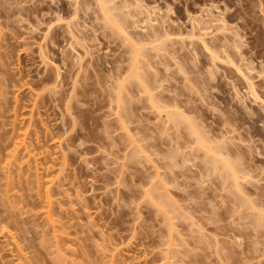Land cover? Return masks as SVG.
<instances>
[{
    "label": "rangeland",
    "instance_id": "rangeland-1",
    "mask_svg": "<svg viewBox=\"0 0 264 264\" xmlns=\"http://www.w3.org/2000/svg\"><path fill=\"white\" fill-rule=\"evenodd\" d=\"M75 1L0 0V264H264V105L191 36L212 12L200 31L213 47L235 40V62L254 65L262 91L263 0H142L147 13L124 24L149 44L140 64L155 96L136 79L119 95L132 44L105 27L95 0ZM188 120L242 158H230L244 169L240 188L212 167Z\"/></svg>",
    "mask_w": 264,
    "mask_h": 264
},
{
    "label": "bare ground",
    "instance_id": "bare-ground-1",
    "mask_svg": "<svg viewBox=\"0 0 264 264\" xmlns=\"http://www.w3.org/2000/svg\"><path fill=\"white\" fill-rule=\"evenodd\" d=\"M77 1V0H76ZM75 1V2H76ZM88 2H90L89 0H87ZM92 1V0H91ZM141 1L142 0H134V1H132V0H124L123 1V4H122V6L121 7H119L118 6V4H117V6H116V3H114V1H112V0H95V2H96V5H97V7H95V8H98V10L101 12V14H102V18H103V21H104V25H105V27H108V28H110L112 31H114L115 33H117L118 35H120V36H122L123 38H124V40H126L127 42H129L130 44H132L131 45V47H132V55L131 54H129L130 55V57L131 58H129V59H131L132 60V62H131V67H130V71H127V72H129V74H128V76H126L125 77V79L124 78H122L123 79V81L117 86L118 87V91H119V95L120 94H122V91L124 90L125 91V85H124V83L125 84H128L130 81L129 80H132V79H136V81H138L139 82V86L141 85H143V90L145 91V92H149L150 93V90L151 89H149L148 88V86L146 85V82H147V80L145 81L144 79L145 78H143L144 76L143 75H145V71H143L142 72V67H141V64H140V61L141 60H143V61H145L144 59H142V56L146 53L145 52V50H147V49H145L144 51H143V49L146 47V45H149V44H145V47L142 45V47H144V48H141L140 46L141 45H139V46H137L138 44H141V43H137L136 44V40L134 41V36H133V34L128 30V28H127V26H125V24H124V22H125V20H129V19H127V18H130L129 17V15H135V14H142V13H147V11L148 10H144V8H146V7H144V5L143 4H141ZM94 2V3H95ZM148 2V1H147ZM263 2V4H264V0L263 1H261V3ZM79 3V2H78ZM84 3V2H83ZM76 4H77V2H76ZM75 4V7L77 6ZM86 4H87V2H86ZM90 4V3H89ZM89 4H87V5H85V6H89ZM120 4V3H119ZM134 4V5H133ZM145 4V3H144ZM260 4V3H259ZM262 4V5H263ZM143 5V6H142ZM214 5V4H213ZM261 5V4H260ZM94 6V5H93ZM215 6H217V5H215ZM264 6V5H263ZM144 7V8H143ZM208 7V6H207ZM211 7V6H210ZM226 7V6H225ZM91 8V7H90ZM261 8V7H260ZM263 8V7H262ZM87 9H89V8H87ZM149 9H150V7H149ZM208 9L209 10H211L210 8H207L206 10L208 11ZM116 10H119V11H116ZM132 10H133V14H132ZM218 10H220V9H218ZM264 10V9H263ZM77 9H76V11H75V13L74 14H77ZM146 11V12H145ZM201 11V10H200ZM256 11V10H255ZM152 12V11H151ZM210 11H208V14H210L209 16L210 17H204V16H197L196 17V21H193V22H195L194 24H193V29H194V31H193V33L191 34V36H197L196 38L197 39H199V41L201 42V44L203 45V47L209 52V55H210V59H211V61H212V64L215 66V67H217L218 66V64H219V62H222V63H224V64H226L227 66H235L234 68H236L235 69V71L237 70V75L239 74L240 76V78L239 77H237V79L236 80H238V78L240 79L239 81H243V83L244 84H242L241 82H239V84H242V85H245V87H246V89H247V91H248V93L250 94V95H248V96H251V98L253 99L254 98V100H259V101H261L262 102V104L264 105V95H263V92H264V90H262V91H260L257 87V81L255 82L254 81V78H255V75H253V72H252V70L255 68L254 67V65H252V63L250 62V63H244L243 65L242 64H240V62H241V60H240V62L237 64L236 62H235V59H234V57H233V52H235L236 50L237 51H239V47H241L240 45H238L237 44V42H235V40H234V43L232 44V46L231 47H229L228 45H226V44H224V45H217L216 43H215V45H214V47L209 43V41L207 40V38L205 37V33L204 32H202V31H200V30H202V29H204V28H206L205 27V25H206V23L208 24V22L209 23H211L212 21H215V19L213 18V19H211L212 18V16H214L215 17V15L212 13V12H210ZM59 13V12H58ZM56 14H57V11H56ZM150 13L148 12V14H147V19H149V21L150 22H153V21H151V20H153V19H151V17H149L150 15H149ZM198 14V13H197ZM207 14V15H208ZM218 14H220V13H218ZM224 14V13H223ZM57 15H59V14H57ZM61 15H62V13H61ZM87 15V14H86ZM89 15V14H88ZM166 15V14H165ZM212 15V16H211ZM63 16V15H62ZM141 17H142V15H140ZM194 16H196V15H194ZM97 17V16H96ZM132 17H135V16H132ZM217 17H219V16H217ZM70 19H71V17H69ZM87 18V17H86ZM145 18V17H144ZM153 18V17H152ZM168 18V17H167ZM209 18V19H208ZM216 18V17H215ZM61 19V17L59 16V20ZM65 19V18H64ZM136 19V18H135ZM151 19V20H150ZM160 19V18H159ZM223 20L221 21V24H219V25H217V29L219 30V28H220V30L221 29H227L228 28V26H227V22H226V20H224V18H222ZM68 20V19H67ZM72 20V19H71ZM88 20V19H87ZM133 20V19H132ZM144 20V19H143ZM158 20V19H157ZM219 20H221V18H219ZM95 21H96V19H95ZM137 21V20H136ZM190 21H191V19H190ZM71 22V21H70ZM126 22H128V21H126ZM134 22V21H133ZM139 22H142V21H139ZM139 22H137L136 24H138ZM144 22V21H143ZM149 22V23H150ZM156 22V21H155ZM59 23V22H58ZM61 23H62V21H61ZM65 23V22H64ZM76 23V22H75ZM99 23V22H98ZM147 23H148V21H147ZM154 23V22H153ZM131 24V23H130ZM154 24H156V23H154ZM159 24V23H158ZM215 24V23H214ZM216 24H218V23H216ZM229 24V23H228ZM58 25H60V24H58ZM57 25V26H58ZM72 25V24H71ZM87 25H89V24H87ZM91 25V24H90ZM126 25H128V24H126ZM135 25V24H134ZM151 25V24H150ZM153 25V24H152ZM53 26V25H52ZM149 26V25H148ZM67 27H68V30L70 31V33H72L73 34V29L70 27V23H68L67 24ZM67 27H66V29H67ZM85 27V26H84ZM133 27V26H132ZM140 27V26H139ZM152 27H154V26H152ZM156 27V26H155ZM215 27V26H214ZM129 28L131 29V27L129 26ZM138 28V27H137ZM158 28V27H157ZM160 28V27H159ZM213 28V27H212ZM51 29V25L50 26H48L47 27V32L49 33V30ZM65 29V28H64ZM63 29V30H64ZM76 29V28H75ZM83 29H85V28H83ZM136 29V28H135ZM140 29V28H139ZM145 29V31L146 30H148L146 27L144 28ZM156 29V28H155ZM197 29V30H196ZM54 30V29H53ZM81 30V29H80ZM79 30V31H80ZM153 30V29H152ZM195 30H196V32H198V33H196L195 32ZM205 30H207V29H205ZM209 30V29H208ZM222 30V31H223ZM231 30V29H230ZM52 31V30H51ZM67 31V30H66ZM68 31V32H69ZM90 31V30H89ZM136 31H138V30H136ZM156 31H159V29L158 30H156ZM190 31V30H189ZM210 31V30H209ZM227 31V30H226ZM81 32H82V30H81ZM80 32V33H81ZM84 32V31H83ZM160 32V31H159ZM159 32H157V33H159ZM186 32V31H185ZM192 32V31H191ZM216 32V31H215ZM218 32H221V31H218ZM225 32V31H224ZM231 32V31H230ZM60 33V30L57 32V34H59ZM69 33V34H70ZM134 33V32H133ZM174 33H175V31H174ZM178 34V33H177ZM188 34V33H187ZM209 34H213V33H209ZM227 35H228V33H226ZM238 34H240V33H238ZM238 34H236V36H238L239 37V35ZM45 35H46V33H45ZM67 35V34H66ZM81 35V34H80ZM106 35V34H105ZM156 35V34H155ZM162 35V34H161ZM169 35V33L167 32V34H166V37H168V39H170V36H168ZM49 36V35H48ZM56 36V35H55ZM74 36V35H73ZM119 36V37H120ZM179 36V35H178ZM185 36V35H184ZM222 36V35H221ZM53 37H54V35H53ZM77 37V36H76ZM145 37V36H144ZM147 37V36H146ZM149 37V36H148ZM157 38H154V39H152V40H154L155 41V43H156V40L155 39H157L158 40V36H156ZM44 38V37H43ZM42 38V39H43ZM47 38V37H46ZM49 38V37H48ZM75 38V37H74ZM84 38V37H83ZM176 38V37H175ZM180 38H182V37H180ZM180 38H178V39H180ZM223 38V37H222ZM89 39V38H88ZM92 39V38H91ZM140 39V38H139ZM151 39V38H150ZM177 39V40H178ZM223 39H226L227 41H229L230 40V38L229 37H225V38H223ZM223 39H221V40H223ZM236 39V38H235ZM239 39V38H238ZM46 40H48V39H46ZM69 40H72L71 38L69 39ZM68 40V41H69ZM93 40V39H92ZM143 40V39H142ZM141 40V41H142ZM151 40V43H152V45H154L153 43V41ZM160 40H162V39H159V43H157L156 45L157 46H159V45H163V43L164 42H166L165 40H167V38H164L163 39V42L161 41L160 42ZM183 40V39H182ZM193 40V39H192ZM84 41V40H83ZM86 41V40H85ZM90 41V40H89ZM148 41H150L149 39H148ZM148 41H145V43L146 42H148ZM180 41V40H179ZM190 41H191V39H190ZM198 41V42H199ZM218 40H216V42H217ZM70 42V41H69ZM68 42V43H69ZM73 42V41H72ZM72 42H70V45H73L74 46V44H71ZM112 42V41H111ZM127 42H125V43H127ZM195 42V41H194ZM78 44H79V42H77ZM86 43V42H85ZM84 43V44H85ZM92 43V42H91ZM161 43V44H160ZM167 43V42H166ZM191 43H192V41H191ZM214 43V42H213ZM227 43H229V42H227ZM242 43V42H241ZM240 43V44H241ZM124 44V43H123ZM142 44H144V43H142ZM151 45V44H150ZM155 45V46H156ZM183 45V44H182ZM68 46V45H67ZM72 46V47H73ZM155 46H153L154 48H155ZM166 46V45H165ZM219 46H220V49L222 50V51H219ZM43 46L41 45V48H42ZM45 47H46V45H45ZM77 47V46H76ZM191 47H192V45H191ZM47 48V47H46ZM81 48V47H80ZM91 48V47H90ZM149 48H151V47H149ZM161 48V47H160ZM160 48L158 49L157 48V50H160ZM163 48H165L164 47V45L162 46V49ZM42 49H44V48H42ZM156 49V48H155ZM169 49V48H168ZM167 49V50H168ZM179 49V48H178ZM48 50V49H47ZM163 50H166V49H163ZM43 51V50H42ZM46 51V50H45ZM72 51V50H71ZM80 51V50H79ZM90 51H92V50H90ZM174 51H176V50H174ZM236 51V52H237ZM241 51V50H240ZM88 51H86V53H87ZM149 52V51H148ZM170 52H172V51H170ZM178 52V51H177ZM194 52H195V50H194ZM235 52V53H236ZM77 53V52H76ZM86 53H85V55H86ZM128 53V52H127ZM155 53V52H154ZM153 53V54H154ZM160 53H161V51H160ZM166 53H169L168 51H166ZM180 53V52H179ZM91 54V53H90ZM156 54V53H155ZM162 55H163V53H161ZM170 55H172L173 54V52L172 53H169ZM169 54H166V55H169ZM178 54V53H177ZM192 54H195V53H192ZM191 54V55H192ZM78 55H83V54H79L78 53ZM157 55V54H156ZM176 55V54H175ZM175 55H173L174 57H175ZM178 55H180V54H178ZM48 56V55H47ZM46 56V57H47ZM153 56H155V55H153ZM195 56V55H194ZM198 56V55H197ZM237 56H239V53H238V55ZM44 57H45V53H44ZM76 57V56H75ZM85 57V56H84ZM144 57H145V55H144ZM152 57V56H151ZM157 57V56H156ZM164 56H162V58H163ZM181 58H182V56H180ZM48 58V57H47ZM80 58V57H79ZM83 58V57H82ZM81 58V60H83ZM120 58V57H119ZM157 58H159L160 59V57L158 56ZM243 57H241V59H242ZM70 59V58H69ZM78 59V58H77ZM122 59V58H121ZM169 59V58H168ZM178 58H176L175 60H177ZM246 59V58H245ZM249 59V58H248ZM166 60V59H165ZM164 60V61H165ZM130 61V60H129ZM146 61H148V59H146ZM182 61V60H181ZM262 61V60H261ZM74 62H76V61H74ZM118 62H120V61H118ZM158 62V61H157ZM160 63V62H159ZM175 63H177V62H175ZM178 63H180V62H178ZM185 63V62H184ZM209 63H211V62H209ZM77 64H79L78 62H77ZM76 64V65H77ZM158 64V63H157ZM181 64V63H180ZM180 64H178V65H180ZM183 64V63H182ZM195 64V63H194ZM263 64V63H262ZM186 65V64H185ZM260 65V64H259ZM116 66V65H115ZM121 66V65H120ZM150 67H152L151 65H149ZM157 66H159V65H157ZM193 66V65H192ZM192 66H190V67H192ZM214 66H212V67H214ZM230 66V67H231ZM60 67V66H59ZM143 67H145V66H143ZM181 67V66H180ZM186 67V66H185ZM224 67V66H223ZM145 68H147V67H145ZM165 68V67H164ZM168 68L170 69V67L168 66ZM178 68V67H177ZM186 68H188L187 70H190V68L189 67H186ZM263 68V67H262ZM55 69V68H54ZM156 69V68H155ZM168 69V71H170ZM195 70V69H194ZM219 70V69H218ZM55 71V70H54ZM60 71V70H59ZM58 71V72H59ZM81 71V70H80ZM157 71H158V69H157ZM258 71H264V69H259ZM79 72V71H78ZM119 72V71H118ZM172 72V71H171ZM183 72V71H182ZM188 72H190V71H188ZM257 72V71H256ZM62 73V72H61ZM60 73V74H61ZM144 73V74H143ZM148 73V72H147ZM155 73H159V72H155ZM174 73V72H173ZM124 74H127V73H124ZM175 74H177V73H175ZM182 74H184V73H182ZM193 74V73H192ZM264 75L263 73H259V78L262 76V75ZM79 75V74H78ZM168 75V74H167ZM203 75V74H202ZM235 75V74H234ZM150 76H151V73H150ZM160 76V75H159ZM186 75H184V77H185ZM60 77V76H59ZM76 77V76H75ZM149 77V76H148ZM155 77H156V75H155ZM166 77V76H165ZM187 77V76H186ZM188 77L190 78V76L188 75ZM225 77V76H224ZM264 77V76H263ZM78 78V77H77ZM158 77H156L155 79H157ZM177 78V77H176ZM196 78L197 77H195L194 78V80H196ZM236 78V77H235ZM55 79V78H54ZM264 79V78H263ZM149 80V79H148ZM166 80V79H165ZM186 80H188V79H186ZM78 81V80H77ZM76 81V82H77ZM158 81V80H157ZM232 81V80H231ZM262 81V80H261ZM113 82V81H112ZM170 82V81H169ZM188 82L190 83V81L188 80ZM237 82V81H236ZM194 83V82H193ZM193 83L192 84H189L188 86H191V85H193ZM233 83V87L235 86L236 88H237V86L236 85H238L237 83H234V82H232ZM153 84V83H152ZM162 84V83H161ZM262 85H263V87H264V83H262ZM156 86H157V84H156ZM174 86V85H173ZM74 87H75V85H74ZM192 87H194V86H192ZM205 87V86H204ZM203 87V88H204ZM127 88V87H126ZM142 88V87H141ZM158 89H159V86L157 87ZM174 88V87H173ZM186 88V87H185ZM205 88H207V87H205ZM236 88H235V90H236ZM239 88V87H238ZM260 88V87H259ZM157 89V90H158ZM196 89H197V87H196ZM211 89V88H210ZM261 89H263V88H261ZM122 90V91H121ZM156 89L154 90V92L156 93V91H157ZM170 90V89H169ZM152 91V90H151ZM192 91V90H191ZM116 92H117V90H116ZM121 92V93H120ZM128 92V91H127ZM140 92V91H139ZM172 92V91H171ZM171 92H169V93H171ZM194 92V91H193ZM196 93H197V91H195ZM238 92V91H237ZM177 93V92H176ZM175 93V94H176ZM198 93H200L199 91H198ZM141 94H142V92H141ZM148 94V93H147ZM151 94V93H150ZM237 94H239V92L237 93ZM119 95H117L118 97H119ZM123 95V94H122ZM120 96V99L122 100L123 98H121V97H123V96ZM149 95V94H148ZM154 96H155V94H153ZM152 94L150 95V96H153ZM127 96V95H126ZM141 96V95H140ZM207 96V95H206ZM253 96V97H252ZM244 97V96H243ZM246 97V96H245ZM127 98V97H126ZM129 98V97H128ZM171 98V97H170ZM237 98H239V97H237ZM132 99V98H131ZM157 99L158 98H155V100L154 101H157ZM242 99V98H241ZM244 99V98H243ZM160 100V99H159ZM128 101V100H127ZM173 101V100H172ZM246 101V100H245ZM258 101V103H260ZM159 102V101H158ZM174 102V101H173ZM121 103V102H120ZM161 104V103H160ZM159 103H157L156 102V105L159 107V108H161V109H163L162 108V106L163 105H160ZM162 104H164V103H162ZM243 104V103H242ZM261 104V103H260ZM122 105H124V104H122ZM133 105V104H132ZM176 105V104H175ZM263 105H261V106H263ZM120 105H118V107H119ZM153 106H155V105H153ZM152 106V107H153ZM171 107V106H170ZM169 107V108H170ZM122 108V107H121ZM154 108H156V107H154ZM178 108V107H177ZM176 108V109H177ZM264 108V107H263ZM118 110H121V109H118ZM160 110V109H159ZM180 110V109H179ZM123 111V110H122ZM132 112V111H131ZM130 112V113H131ZM182 112H184V111H182L181 110V112L180 113H182ZM120 113V112H119ZM175 113H176V116L179 118L180 117V119L179 120H181L182 119V114H177V112L176 111H170V112H168V114H169V116L168 117H170L168 120H172V119H174V118H177V117H175ZM120 115V114H119ZM161 115V114H160ZM159 115V116H160ZM166 115V114H165ZM224 115V114H223ZM122 116V115H121ZM121 116H119V117H121ZM162 116V115H161ZM185 116H186V112H185ZM124 117V116H123ZM130 118V117H129ZM162 118V117H161ZM177 118V119H178ZM121 119V118H120ZM164 119V118H163ZM177 119H174L173 121H175V120H177ZM244 119V118H243ZM167 120V119H166ZM183 120V119H182ZM227 120V119H226ZM123 121V120H122ZM240 122V121H239ZM122 123V122H121ZM164 123H166V122H164ZM177 123H179V122H177ZM228 123V122H227ZM123 124V123H122ZM188 126H190V128H191V133L193 134V136L195 135V137H196V142H197V144H198V146H199V148H201V149H203L204 151H205V153L206 154H211L212 155V159L210 160L211 162H212V167L214 168V169H218L219 171V174H222L224 177L225 176H230V177H232L233 178V181H234V186L237 188V187H241V185H243L240 181L241 180H239V179H242L243 177H241L240 176V172L242 171V172H244V169L243 170H239L238 169V167H236V165H235V162H232V160H230V158L231 159H233V160H236V159H238L239 157H237L236 158V156L235 157H233L232 155V157H230V158H228V155H230V153H231V151H229V149L226 151V149H224L223 147H224V145H222L221 146V144L220 143H218V145L216 146V145H213L214 143H212L211 142V140H212V138H211V140H210V138H208V136L207 135H201V133H200V130L197 128V125H195L196 126V128H195V126H193V121L191 120H188ZM237 124V123H236ZM124 125H127V124H124ZM123 125V126H124ZM170 125V124H169ZM233 125H234V123H233ZM181 126V125H180ZM231 126V125H230ZM229 126V127H230ZM222 127H224V126H222ZM126 128V127H125ZM165 128V127H164ZM171 128V127H170ZM172 128H174V126L172 127ZM126 129H128V128H126ZM227 131V130H226ZM232 131V130H231ZM179 135V134H178ZM233 135V134H232ZM131 136V135H130ZM133 136V135H132ZM181 136V135H180ZM179 136V137H180ZM205 136H207V137H205ZM228 136H230V135H228ZM234 136V135H233ZM133 137H135V136H133ZM139 137V136H138ZM223 137V136H222ZM214 138V137H213ZM224 138H227V137H224ZM223 138V139H224ZM242 139H243V137H241ZM218 139V138H217ZM173 140V139H172ZM222 140V139H221ZM230 140V139H229ZM232 140V139H231ZM137 141V140H136ZM183 141V140H182ZM215 141V140H214ZM131 142V141H130ZM216 142V141H215ZM223 142V141H222ZM133 143H135V142H133ZM136 145V144H135ZM138 145V144H137ZM140 146V145H139ZM179 146V145H178ZM230 146V145H229ZM251 146V145H250ZM138 147V146H137ZM180 147V146H179ZM187 147H189V146H187ZM142 148V147H141ZM186 148V147H185ZM191 148V147H190ZM135 149V148H134ZM180 149V148H179ZM234 149V148H233ZM168 150H170V149H168ZM134 151V150H133ZM133 151H131V152H133ZM235 151V150H234ZM184 152V151H183ZM236 152V151H235ZM238 152V151H237ZM234 153V152H233ZM239 153V152H238ZM238 153H235V154H237V155H239ZM240 153H242V152H240ZM226 154H228V155H226ZM226 156V157H225ZM186 157V156H185ZM188 158V157H187ZM241 158V157H240ZM239 158V159H240ZM242 159V158H241ZM240 159V160H241ZM186 160V159H185ZM171 162H172V160H171ZM243 163V162H242ZM241 163V164H242ZM252 163V162H251ZM246 164V163H245ZM237 165H239V163L237 164ZM250 165V164H249ZM167 167H169V166H167ZM240 168H242V167H240ZM245 168V167H244ZM247 168V167H246ZM263 168V167H262ZM179 169H181V168H179ZM183 169V168H182ZM171 170V169H170ZM246 170V172L245 173H248L247 172V169H245ZM243 174V173H242ZM244 175V174H243ZM246 175V174H245ZM252 174H250V176H251ZM249 176V175H248ZM247 176V177H248ZM252 177V176H251ZM162 178V177H161ZM175 178H177V177H175ZM226 178V177H225ZM228 179V178H227ZM249 179V178H248ZM160 181V180H159ZM226 181V180H225ZM251 181H253V180H251ZM161 182V181H160ZM226 183V182H225ZM229 183V182H228ZM154 185V184H153ZM158 184L156 183V186H157ZM225 185V184H224ZM245 185H248V184H245L244 183V188L246 187ZM158 186H160V185H158ZM157 186V187H158ZM161 187V186H160ZM158 188V189H161V188ZM153 188V187H152ZM155 188V187H154ZM154 188H153V190H154ZM239 188L237 189V190H239ZM259 188V187H258ZM156 189V188H155ZM158 189H156V190H158ZM163 189V188H162ZM242 189V188H241ZM246 189V188H245ZM148 191H150V189H148ZM263 191V190H262ZM156 192H158L159 193V191H156ZM239 192V191H238ZM242 192V191H241ZM155 193V192H154ZM157 193V195H159ZM247 193V192H246ZM150 194V193H149ZM245 195V194H244ZM260 195H262V194H260ZM158 197V196H157ZM244 197H246V196H244ZM249 198V197H248ZM257 198H259V197H257ZM257 198H255V199H257ZM160 199V198H159ZM247 200H250V199H247ZM263 201H264V199H262ZM254 201H256V200H254ZM258 201V200H257ZM256 201V202H257ZM153 202H154V199H153ZM259 202H261L262 204H264V202H262V201H259ZM154 203H156V202H154ZM174 203V202H173ZM244 203V202H243ZM252 203V202H251ZM175 204V203H174ZM260 204V203H259ZM262 204H260V205H262ZM258 205V204H257ZM252 206H254L253 204H252ZM254 208V207H253ZM157 209H159V208H157ZM163 209V208H162ZM256 209V208H255ZM178 210H180V209H178ZM254 210V209H253ZM175 211V210H174ZM262 211H263V209H262ZM264 213V212H263ZM171 214V213H170ZM259 214H261V213H259ZM167 215H169V214H167ZM260 216H262V217H259V218H261V220L262 219H264V214H261ZM253 217V216H252ZM257 222H258V219H257ZM261 222V221H260ZM262 223V222H261ZM254 224V223H253ZM260 224V223H259ZM258 224V225H259ZM263 225V224H262ZM254 226V225H253ZM260 228V227H259ZM262 230V229H261ZM263 231V230H262ZM217 238V237H216ZM232 248V247H231ZM219 252V251H218ZM229 252V251H228ZM227 253V252H226ZM224 254V255H227V254ZM220 254V253H219Z\"/></svg>",
    "mask_w": 264,
    "mask_h": 264
}]
</instances>
